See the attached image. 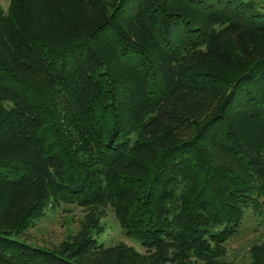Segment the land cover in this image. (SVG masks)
Wrapping results in <instances>:
<instances>
[{
	"label": "trees",
	"instance_id": "obj_1",
	"mask_svg": "<svg viewBox=\"0 0 264 264\" xmlns=\"http://www.w3.org/2000/svg\"><path fill=\"white\" fill-rule=\"evenodd\" d=\"M61 203L74 236L18 239ZM107 208L144 253L98 240ZM245 208L264 226V0L0 1V264H232Z\"/></svg>",
	"mask_w": 264,
	"mask_h": 264
},
{
	"label": "rangeland",
	"instance_id": "obj_2",
	"mask_svg": "<svg viewBox=\"0 0 264 264\" xmlns=\"http://www.w3.org/2000/svg\"><path fill=\"white\" fill-rule=\"evenodd\" d=\"M0 1L4 8L8 6L9 0ZM105 212L100 219L103 231L98 235V240L106 246L125 243L144 253L143 246L124 233L112 209L107 208ZM85 214V210L74 203H61L56 207H49L18 239L33 246L57 249L61 243L79 231ZM262 217L263 215L257 214L251 208H245L237 232L225 244L226 260L232 264H247L250 246L264 240Z\"/></svg>",
	"mask_w": 264,
	"mask_h": 264
}]
</instances>
